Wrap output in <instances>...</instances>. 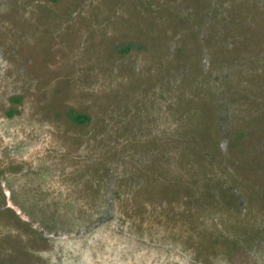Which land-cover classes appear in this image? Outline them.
I'll return each mask as SVG.
<instances>
[{
	"label": "rangeland",
	"instance_id": "obj_1",
	"mask_svg": "<svg viewBox=\"0 0 264 264\" xmlns=\"http://www.w3.org/2000/svg\"><path fill=\"white\" fill-rule=\"evenodd\" d=\"M0 135L48 172L9 182L13 199L49 232L94 227L49 238L0 211V264H190L177 226L236 186L264 203V0H0ZM192 234L193 264H251L232 236Z\"/></svg>",
	"mask_w": 264,
	"mask_h": 264
},
{
	"label": "flooded vegetation",
	"instance_id": "obj_2",
	"mask_svg": "<svg viewBox=\"0 0 264 264\" xmlns=\"http://www.w3.org/2000/svg\"><path fill=\"white\" fill-rule=\"evenodd\" d=\"M217 123L218 133L220 134L219 136L222 141L221 146L223 147L227 144L230 137V120L228 119V114H221ZM23 140L26 139L12 137V135H0V157L1 154L3 157V159L1 158L2 160H0L2 165L0 169L3 171L2 175L0 174V187L4 193L2 199L0 200V211L14 212L18 218L25 221L31 228L37 229L44 237H57L59 239H66L68 236H77L80 238V236L91 233V230H93L94 227L88 228L86 230L78 229V231L71 233V235L63 232L62 228L58 229V232L56 233L49 232L48 229L46 230V227L41 224L42 220L47 222L48 219L41 218L42 214L40 215V212L36 210L35 205L32 206V204H34L32 201L24 202L20 200L17 196L18 193H16V199L12 198V190L8 188L9 182L11 183L10 186L13 187L14 191L16 186H20L24 177L29 178L33 175V177H39L41 180L42 178L45 179L46 175L48 174V172L44 171L43 168H40L41 171L39 170L37 172L36 168L38 166L36 164H33V168H28L26 166L21 168V166L27 162L28 156L32 155L31 152L35 151L36 147V143H29L28 145L31 147L29 150L30 152L26 154L25 150L28 147ZM5 177L8 178L6 179ZM34 179H32V182ZM114 179L116 181L115 171L112 170L111 182L109 183V192L107 197V206L109 207L108 212L110 213V215L108 213V219H114L115 214L114 192L116 190V185ZM225 188L228 189V186L225 185ZM242 188L236 186L235 188L230 189L232 197L227 201L228 203L223 200L224 206H222L221 214H212V217H210L211 214L208 212L206 214V212H204L203 216L199 220L190 219V221L185 223L184 228L177 226L176 229L173 230L175 241H173L172 245L175 247L177 244L178 247L182 248L181 252L184 253H182L181 256H183L184 260L189 261V263L191 262L190 264H193V261L190 260L192 258L188 257L190 255L185 256L187 248L194 247L193 244H190L193 242L192 233L194 231H199L200 229L207 230L208 228L209 230L212 229L221 231V235L226 236L228 241L231 240L229 236H232L234 238V240H232L234 246H246L248 252L251 255V264H264V218L258 216L264 213V203H261L258 200L257 190H248L247 188ZM261 218L262 222H260ZM104 220L105 217H102L101 221ZM101 221L98 224H100ZM212 224H215L217 229L209 227ZM186 227L189 237L187 242H183V240L185 241L186 237L183 236L184 233L182 235L181 233ZM191 231L193 232L190 234L189 232ZM190 239L192 240L191 242H189ZM160 245L162 246V250L167 249L166 246L164 247L163 243H160ZM185 257L188 258L185 259Z\"/></svg>",
	"mask_w": 264,
	"mask_h": 264
},
{
	"label": "trees",
	"instance_id": "obj_3",
	"mask_svg": "<svg viewBox=\"0 0 264 264\" xmlns=\"http://www.w3.org/2000/svg\"><path fill=\"white\" fill-rule=\"evenodd\" d=\"M73 119L74 121L82 124V123H85L89 120V116H86V115H73Z\"/></svg>",
	"mask_w": 264,
	"mask_h": 264
}]
</instances>
